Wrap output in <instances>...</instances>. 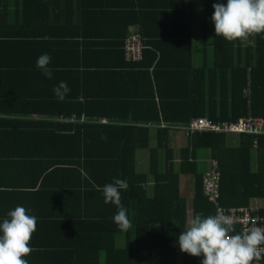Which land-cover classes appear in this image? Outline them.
<instances>
[{
	"label": "trees",
	"instance_id": "16d2710c",
	"mask_svg": "<svg viewBox=\"0 0 264 264\" xmlns=\"http://www.w3.org/2000/svg\"><path fill=\"white\" fill-rule=\"evenodd\" d=\"M114 2L0 0V68H31L33 65L16 59L25 58L34 51L33 48H38L40 56L45 53L51 56V65L48 67L53 68V64L57 63L54 67L59 69L68 66L76 69L84 86L90 74L105 73L116 78L126 77V69L148 71L153 66L158 69L162 67L165 49L172 48L169 47L170 43L177 49L187 48L188 55H191L190 16L193 12L187 10V5L194 6L195 0ZM219 2L226 3L227 0H204L206 22L213 28V66L206 71V68H193L190 63L191 71L175 72L187 85V94L184 95L167 97L157 83V97L161 106L155 103L153 94L149 100L152 111L148 110V118L139 122L136 120V124L164 121L172 127L185 128L191 121L200 118H208L215 124L237 123L249 113L264 118V34L256 35L252 45L229 42L222 36H215L211 17L214 13L213 4ZM89 10L93 11L91 14L94 16L89 22L91 29L86 28L87 24L84 26L83 21L91 17ZM156 21L171 25L170 32L155 34L163 40L162 44L149 33ZM184 25L188 26L187 34L180 32L182 27L185 28ZM209 25L204 27L206 36ZM106 27L112 31L97 32V29ZM132 30L142 35L146 48L142 61L129 63L126 60V44ZM66 58H71L70 64L64 63ZM156 73L157 70L153 74L154 82L158 81ZM248 83L251 91L249 95L245 93ZM80 97L66 100L64 108L61 107L59 111L63 117L57 124L15 120L0 101V115L6 117L0 119V151L13 148L15 142L24 141L16 133L22 129L32 133L37 128L41 132L40 140L54 143L61 139L66 143L68 150L65 154L30 157L52 161L41 169V174L62 167L71 168L79 177L80 190L83 191L80 195L82 210L79 220L74 223L78 225L73 229L75 240L66 253L72 264H103V257L105 264H176V256L180 251L177 244L179 234L188 225V204L181 192V176L194 178L192 218L200 213L215 215L217 207L209 201L204 190V179L213 168V160H217L221 167L222 206H249L256 199H264L263 138L195 133L189 137L187 148L180 152L179 161H176L169 148L171 127L161 129L157 139L158 148L151 151L150 169L140 172L136 168L135 152L141 147H148V129L126 125L130 118L126 112L118 117H110L112 115L106 113V107L100 106L102 103L98 99L104 95H90L85 87ZM124 97L126 99V95ZM164 101H169L170 105L164 106ZM121 105L120 110L126 109L125 101ZM97 107L104 108V112L99 109V114L93 113ZM109 111L111 113L113 110L109 108ZM100 117H110L111 124L104 126L93 121ZM136 131L145 133V144L141 145L135 139ZM97 135L105 136L102 143L106 144L104 140H107L108 145L113 144L117 149L108 154L93 152L91 147L96 143L92 140H96ZM256 140L259 141L257 148L254 146ZM201 150H207L210 154L208 172H201L198 167L197 152ZM161 152L165 155L164 167L160 162ZM13 155L0 152V160L10 162V159L29 157ZM149 175L154 181L152 195L149 193ZM113 178L126 179L129 184L128 190H121V201L128 210L132 225L127 232L121 231L113 221L117 207L104 202L102 188L112 183ZM141 182L147 187H140ZM202 259V256L193 257L181 252V264H201ZM262 262L264 264V258Z\"/></svg>",
	"mask_w": 264,
	"mask_h": 264
},
{
	"label": "crops",
	"instance_id": "0c3cea01",
	"mask_svg": "<svg viewBox=\"0 0 264 264\" xmlns=\"http://www.w3.org/2000/svg\"><path fill=\"white\" fill-rule=\"evenodd\" d=\"M123 1L126 2V0ZM115 2L121 3V0H115ZM205 9L204 0H195L194 6L187 5V10L193 12L190 16L193 48L191 55H188L187 48H184V50L181 48L177 49L174 44L165 42L164 44L170 43L169 47L172 48L165 49L162 67L154 69L153 66L148 71L146 69L142 71L126 69V77L117 76L116 78L112 75L109 77L105 73L100 75L90 74L89 79L86 80L83 86L81 85L80 76L76 69H70V66L59 69L60 67H54L57 63L53 64V68H51L53 70L51 79L47 78L40 69L34 67L41 51L38 48H33L34 51L26 55L25 58L16 59V61L23 60L21 63L33 65L31 68H20L18 70L14 68L8 70L7 67L0 68V101L2 100V103L5 104L4 106L9 110L6 112L13 114L11 117L16 118L15 120L24 119L35 123L49 122L51 124H57L60 118L63 117L59 114V111L61 107L64 108L66 100L80 99V93L86 87L90 95L105 96L99 97L98 99L102 103L100 106L106 107V113L112 115L110 117H118V115L126 112V115L130 117L127 119L126 125H135V127L148 129V147H141L135 152L136 168L138 171H149L151 151L158 148L157 139L161 129L171 127L169 133V148L173 151L175 158H177L176 161H179L180 152L184 148H187L189 142L184 128L172 127L164 121L159 123H144L141 125L136 124V120L139 122L148 118V110L152 111L149 100H151L153 94L155 95V103L161 106L159 97H157V83H159L158 87L160 85V89L167 97L184 95L187 94V89H185L187 85H184V79L179 78L180 75L175 72L182 73L181 70H190V63L191 67L206 68V71L213 66V29L211 24L206 22ZM91 12L93 11L89 10L91 17H87L85 20L83 19L84 26L87 24L85 27L89 29L92 28L89 22L94 17ZM207 25H209L211 30L209 29L206 36V33L204 34V27H208ZM184 27V29L182 27L180 32L187 34L188 26L184 25ZM99 30L102 33L112 31L109 27L97 29V32ZM164 31L170 32L171 25L168 26V24L156 21L150 28L149 33L154 40L162 44L163 40L159 39L160 37L155 34H165ZM11 60L14 61V59ZM70 60L71 58H66L64 63L70 64ZM127 62L129 61L127 60ZM155 70H157V82H154L153 78ZM61 81L66 82L70 89V92L63 101L59 100L53 93V88L58 86ZM250 92V84L248 83L245 93L249 95ZM125 95L126 99H124ZM124 101L126 103V109L120 110V105ZM119 103L120 105H118ZM169 105V101H164V106ZM109 108L113 110L111 113ZM99 109L100 107H97L96 111L92 112L99 114ZM100 111L104 112V108L100 109ZM249 115L252 114L249 113ZM110 117H100L93 121L95 123H103L100 125L106 126L111 124ZM2 118L5 119L6 117L0 115V119ZM204 119L209 120L208 118ZM117 122L119 123L120 121ZM36 130L38 132L34 131L29 133L30 131L27 129L16 132L20 134L24 141L20 143L15 142L13 148L0 151L1 153L14 154L13 156H29L24 157L25 159H10L16 163L15 165H10L13 162H8L6 159L0 160V223L7 218L9 211L14 210L17 206L24 207L26 214L37 217V229L33 233L30 241V246L35 250L27 258L25 257L28 260V264H72L66 253L75 240L73 238H75L76 234L73 229L78 226L77 224L74 225V223L75 220L78 221L80 218L82 210L81 196L83 191L80 190L79 177L71 168L61 167L59 169L56 168L57 170L55 169L54 171H51L49 168L50 172L41 174V169H44L52 161H42L39 158L34 159L30 156L37 157V155L42 154L62 155L68 149L66 148V143L61 139L54 143L47 142L46 139L40 140L41 132L37 128ZM23 131H26V133ZM228 135L234 136L238 134ZM97 136L96 140H92L93 143H96L91 147L93 152L108 154L117 149L113 144L108 145L107 140H104L106 144L102 143L103 139L99 135ZM135 139L139 141V144L141 143L143 145L146 141V135L145 133L140 134L136 131ZM23 142L27 143L24 144ZM160 154L161 166L164 167L165 155L164 152ZM52 168H55V166ZM149 178V192L152 189L153 193L154 181L152 175H149ZM193 179V176H181V192L183 197L187 198L188 204V222L192 219L189 215L190 204L191 213L193 212ZM257 200H254L251 205L257 202L261 203V201ZM178 253L180 254L181 252L179 251ZM178 253L176 256V264H181V257H179ZM157 260L158 255L155 257V262Z\"/></svg>",
	"mask_w": 264,
	"mask_h": 264
},
{
	"label": "clouds",
	"instance_id": "9594fccd",
	"mask_svg": "<svg viewBox=\"0 0 264 264\" xmlns=\"http://www.w3.org/2000/svg\"><path fill=\"white\" fill-rule=\"evenodd\" d=\"M215 36H222L229 42L254 44L256 35L264 34V0H227L213 4ZM51 56L42 54L36 67L51 79L53 70L48 67ZM70 89L61 81L53 88L54 95L63 101ZM106 139L105 136L101 137ZM146 188L143 182L139 185ZM126 179L113 178L112 183L103 186L106 204L117 207L113 221L117 227L127 232L131 227L128 210L121 201V190H128ZM231 215L218 210L215 215L196 214L188 226L179 234L177 244L181 252L193 257H203L201 264H253L260 261L264 253V228L252 226L236 232ZM37 229V217L26 214V209L17 206L7 213L0 223V264H28L25 257L35 249L30 246L33 233ZM235 233V234H233Z\"/></svg>",
	"mask_w": 264,
	"mask_h": 264
},
{
	"label": "built area",
	"instance_id": "2783aa9c",
	"mask_svg": "<svg viewBox=\"0 0 264 264\" xmlns=\"http://www.w3.org/2000/svg\"><path fill=\"white\" fill-rule=\"evenodd\" d=\"M145 48L142 35L132 30V34L126 44L127 60L129 62L142 61ZM62 120L65 121L64 118ZM71 122H75V120H71ZM105 123L108 124L107 121ZM184 131L188 138L195 133H217L249 135L254 136L256 139H264V118L249 115L237 123L222 124H215L207 119L200 118L191 121L190 125L184 128ZM258 143L259 141L256 140L255 148L258 147ZM212 165L211 172L204 179V190L209 201L216 205L217 211H223L225 214L233 217L236 232H241L252 226L264 228V203L262 201L261 203L257 202L256 204L242 207L226 208L221 205V167L217 160H213ZM261 247L264 248V245H261ZM263 258L264 253H262L260 261H253V264H262Z\"/></svg>",
	"mask_w": 264,
	"mask_h": 264
},
{
	"label": "rangeland",
	"instance_id": "374dc122",
	"mask_svg": "<svg viewBox=\"0 0 264 264\" xmlns=\"http://www.w3.org/2000/svg\"><path fill=\"white\" fill-rule=\"evenodd\" d=\"M254 159L256 161V159H257L256 156H254ZM209 160H210V154L207 150H201V151L197 152V163H198L199 170L201 172H206L207 169L210 167ZM255 161H254V163H255ZM255 165H256V163H255ZM149 193H151V195H152V189H150ZM257 201H262V203H264V199H258ZM189 206H190L189 215H190V217H192L191 204ZM120 240H123V238H121ZM178 255H179V257H181V253L180 254L178 253ZM102 263L105 264L104 263V257L102 258Z\"/></svg>",
	"mask_w": 264,
	"mask_h": 264
}]
</instances>
